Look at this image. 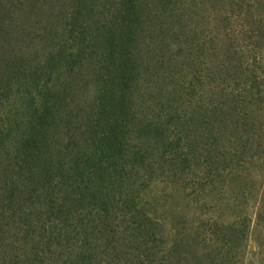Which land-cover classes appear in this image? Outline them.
Segmentation results:
<instances>
[{"label": "trees", "instance_id": "16d2710c", "mask_svg": "<svg viewBox=\"0 0 264 264\" xmlns=\"http://www.w3.org/2000/svg\"><path fill=\"white\" fill-rule=\"evenodd\" d=\"M24 11L29 53L0 46V264L243 262L264 236V0H0L2 36ZM158 182L210 207L200 243L149 207Z\"/></svg>", "mask_w": 264, "mask_h": 264}, {"label": "rangeland", "instance_id": "374dc122", "mask_svg": "<svg viewBox=\"0 0 264 264\" xmlns=\"http://www.w3.org/2000/svg\"><path fill=\"white\" fill-rule=\"evenodd\" d=\"M18 20L19 21L13 24L12 22L5 20L7 22L5 27L9 30L12 29L13 34L12 38H7L0 33V46H2L3 49L13 50V45L17 46L16 40H20V38L24 39L20 43V48L22 49V54L26 55V52L29 53V11L28 13L25 11L22 12ZM8 23H11V25ZM17 49H19L18 46ZM24 89L25 88H23V91ZM23 91L22 89L20 91L18 90L17 93L13 95L11 101L6 102L8 106L5 110H7L12 116L16 115V112L19 111V106L24 104L22 100H19L22 94H24ZM91 95L92 92L90 91L78 90L74 99H76L77 103H80L81 101L87 100V97H90ZM22 110L25 112V109L20 107V112ZM188 191L190 192L191 190L183 189L180 184L170 188L164 182H158L151 187L148 195L155 198V203H151L149 207H151L158 216L166 220L169 224L170 231L180 238L191 237L192 239L197 235V227L200 217H209L212 210L208 205L200 207L201 203H197L200 201L198 200L196 202L193 200V196H186ZM221 214L225 217L228 216V213L224 212V210L221 211ZM196 241L200 243L201 237H196L191 244L195 245ZM258 241L264 243V236L262 235L260 237L258 231L254 230L251 233L247 247L245 248L243 255L244 260L243 262H239V264H264V251H261L259 248Z\"/></svg>", "mask_w": 264, "mask_h": 264}]
</instances>
